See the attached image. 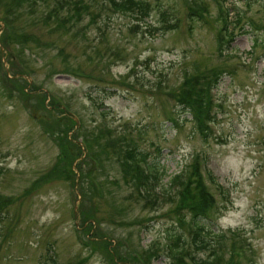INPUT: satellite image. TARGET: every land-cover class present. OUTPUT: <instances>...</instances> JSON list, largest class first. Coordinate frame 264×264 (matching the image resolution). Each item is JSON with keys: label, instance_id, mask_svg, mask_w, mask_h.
<instances>
[{"label": "rangeland", "instance_id": "obj_1", "mask_svg": "<svg viewBox=\"0 0 264 264\" xmlns=\"http://www.w3.org/2000/svg\"><path fill=\"white\" fill-rule=\"evenodd\" d=\"M80 1L81 18L61 25L52 0H0V264H176L168 238L190 244L176 221L190 214L170 178L195 164L225 199L214 194L198 220L223 235L216 253L239 246L242 264H264V0H144L140 22L105 0ZM161 10L175 27L159 28ZM212 69L203 137L177 92ZM129 145L158 167L148 194L123 178ZM61 146L79 153L71 175L42 178ZM78 169L90 171L82 185Z\"/></svg>", "mask_w": 264, "mask_h": 264}, {"label": "trees", "instance_id": "obj_2", "mask_svg": "<svg viewBox=\"0 0 264 264\" xmlns=\"http://www.w3.org/2000/svg\"><path fill=\"white\" fill-rule=\"evenodd\" d=\"M52 1L54 2L52 9L56 13L51 14H53V18H59L61 25H64V23L68 22V19L73 17L80 19L81 13L89 7L87 4L80 3V0ZM105 1L106 5L113 11H129L133 13V18L136 22L144 21L149 15L150 6L144 0ZM196 6L200 8V4L197 3ZM198 10L200 11V9ZM63 12L66 15H61ZM225 13L226 12L222 13V11H220L219 14L222 21V28L219 30L220 35L218 37L221 36L224 45H228L232 36L231 32L226 28ZM47 15H49V13H47ZM170 19L171 17L166 11H158L157 23L159 24V28L171 29L175 27V23L170 22ZM224 35L227 37H224ZM218 73L219 70L212 69L211 73L207 71L204 73L195 72L189 74L186 76L183 84H181L179 92H177V98L180 104H182L183 110L187 109L190 114V120L193 121L194 128H196L203 137L210 135V129L207 124L211 120V89L216 85ZM62 111L65 112L64 109ZM141 152L142 151L136 148V145L126 146L123 148L122 154L120 155L121 157L118 160L121 162L120 165L122 167L123 178L129 177L133 181L138 193L148 194L151 188V181L153 178L156 179L155 173H157L158 167L152 163L147 167L148 170L143 172L139 166V161H145V154ZM78 154L79 153L67 155L65 154L64 147L61 146V157L57 156L56 162L42 178L51 177L67 179L72 173V170L68 169V167ZM89 159H91L90 161L92 162H94V160L97 162V159L92 154L89 156ZM89 172L90 171H87V173L84 174V170L78 169V177L81 185L83 183L81 179L84 181L85 178L90 177ZM170 181L177 184L175 191L177 201L176 207L178 210H186L190 214L187 219L183 217V214L177 215L176 221L180 227H183V224L185 225L186 231L189 234L191 248L188 247L190 244H187L185 240L181 239L180 234L176 233L172 238H168L171 240L170 245L167 246L168 256L171 259L175 256L173 260L176 261V264H242L236 257L238 253L245 256V252H243L241 247H233L230 251H227V257L221 259L220 254L216 253V248L217 250L220 249V251H223V235L218 233L212 235L208 228L198 223L199 219L209 217L207 214L209 210L215 206L216 200L213 198L211 191L202 183L197 164H195V167L192 168L188 176L183 175L180 177L176 174L170 178ZM88 183L90 186L89 189H94V186L98 185L97 182L92 181L91 178ZM218 191L219 195L224 197L219 187ZM222 199L225 201L224 198ZM182 229H184V227ZM214 238H216V240L213 242L212 240ZM209 239L212 240L208 241ZM190 249H194V252L206 249L208 252L204 257H196L190 253ZM182 256L187 257L190 263L184 260Z\"/></svg>", "mask_w": 264, "mask_h": 264}]
</instances>
